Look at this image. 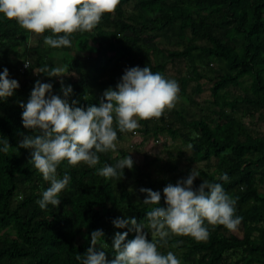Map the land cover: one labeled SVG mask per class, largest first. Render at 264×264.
I'll return each instance as SVG.
<instances>
[{
    "label": "trees",
    "instance_id": "16d2710c",
    "mask_svg": "<svg viewBox=\"0 0 264 264\" xmlns=\"http://www.w3.org/2000/svg\"><path fill=\"white\" fill-rule=\"evenodd\" d=\"M49 34L29 32L0 16V70L7 67L20 85L12 97L0 101V138L11 146L0 153V264H79L76 256L86 252L90 233L97 229L104 232L101 242L111 259L115 232L126 231L116 229L112 220H143L153 206L142 203L145 194L139 189L162 192L177 181L159 175L177 171L179 162L171 157L139 165L131 156L134 166L125 168L122 177L99 176L97 169L105 163L129 155L117 147L100 154L94 168L62 162L58 174L67 172L70 183L58 206L40 209L35 201L48 183L29 163L30 151L18 147L24 135L35 134L23 127L19 106L27 102L35 81L52 83L53 94L62 95V79L73 88L69 101L86 108L99 105L104 90L115 88L126 67L149 66L167 76V60L187 63L189 74L180 80L182 98L188 100L191 81L198 82L199 92L201 78L210 83L211 116L188 119L172 109V119L168 111L158 119L141 120L135 131L180 135L189 162L201 173L194 186L203 178L221 182L236 199L242 221L234 231L208 225L203 241L173 235L161 251H173L181 264H264V137L242 120L249 115L264 121V0H120L92 31L73 33L71 47L45 46L43 36ZM57 58L62 77L39 71L57 67ZM24 61L31 67L23 69ZM212 64L220 68L212 76L205 74V67L214 72ZM237 88L242 92L233 96L230 90ZM123 135L118 133V139ZM185 154L180 151L179 157ZM225 172L229 182L218 181ZM160 203L164 206L163 195ZM133 237L130 233L128 238Z\"/></svg>",
    "mask_w": 264,
    "mask_h": 264
},
{
    "label": "clouds",
    "instance_id": "9594fccd",
    "mask_svg": "<svg viewBox=\"0 0 264 264\" xmlns=\"http://www.w3.org/2000/svg\"><path fill=\"white\" fill-rule=\"evenodd\" d=\"M120 0H0V16L14 20L25 30L49 35L43 36L45 46L71 47V35L90 32L105 13L115 10ZM24 67L30 66L24 61ZM48 77L60 78L64 68L39 69ZM35 73H37L34 70ZM62 95L53 94V84L35 81L27 102H21V123L34 135H24L18 147L30 151L29 163L41 174L48 187L35 202L40 209L58 206L60 194L67 188L71 177L65 172L58 174V167L66 161L70 166L81 162L89 168L100 163V154L115 151L119 143L118 133H134L141 120L160 118L166 109H172L179 99V84L161 72H153L149 66H131L123 70L115 88L104 90L99 105L77 106L69 101L73 94L71 85L61 79ZM19 82L10 76L7 67L0 70V101L14 95ZM7 138H0V153L10 148ZM131 155L115 164L105 163L97 169L104 178L122 177L125 168L132 169ZM201 177L196 167L188 175L168 183L160 190L141 187L145 194L142 203L151 207L143 220L134 217H116L112 224L116 229L111 242V259L107 258L105 238L101 229L90 233L89 247L79 264H181L176 253H164L173 235L189 236L196 241L209 236L208 225H222L234 231L242 217L236 214V199L225 191L221 182L202 179L198 186L194 181ZM218 181L229 182L225 172ZM163 195L164 206H161ZM134 237L129 239V234ZM151 239H148V236ZM176 247V245H173Z\"/></svg>",
    "mask_w": 264,
    "mask_h": 264
},
{
    "label": "rangeland",
    "instance_id": "374dc122",
    "mask_svg": "<svg viewBox=\"0 0 264 264\" xmlns=\"http://www.w3.org/2000/svg\"><path fill=\"white\" fill-rule=\"evenodd\" d=\"M167 76L169 78L175 79L180 88V80L182 77L189 74V69L185 60H176L170 61L167 60ZM55 64L57 66H62L60 59L55 60ZM214 72L212 69H207L206 67L203 68V72L205 74L214 75L215 71L218 70L220 67L216 64H212ZM65 73V72H64ZM63 73V74H64ZM197 83L196 81H191L187 87V94L186 98H182L180 94H178L179 99L175 103V106L172 108L175 111L180 112L183 116L188 119H200L204 116H211V111L209 109L210 104V83L201 78L200 84H202V91L199 92L197 90ZM231 94L233 96L241 93V89H231ZM172 109H166L165 114H168L170 111L171 119L174 117V112L171 111ZM244 123L248 125L253 131H255L258 135L264 137V121L257 118V116L250 117L246 115L242 118ZM177 126L180 128V133H184L186 129L182 128L180 123H177ZM119 143L117 145L118 148L125 149L135 160V162L139 165H143L147 163V161H155L157 157L165 158L171 157L176 159L179 164L177 165V171L174 173H169L167 171L161 172L159 175L171 176L175 180H179L183 177L184 173L188 169H193L194 167L199 169V167L192 165L188 159V148L184 145V142L179 135L176 138H173L169 133H160L159 136L155 137L152 133L144 134L142 131H137L136 134L133 135L129 133H125L122 138L118 139ZM180 151H186V154L183 158L179 157ZM151 163V162H150ZM155 163V162H154ZM157 164L159 162H156ZM216 163V161H214ZM156 165V164H154ZM204 166V165H203ZM154 174H157L154 171Z\"/></svg>",
    "mask_w": 264,
    "mask_h": 264
},
{
    "label": "built area",
    "instance_id": "2783aa9c",
    "mask_svg": "<svg viewBox=\"0 0 264 264\" xmlns=\"http://www.w3.org/2000/svg\"><path fill=\"white\" fill-rule=\"evenodd\" d=\"M23 69H26V68L24 67V65H23ZM136 133H137V132H136V131H134L133 135H134V134H136Z\"/></svg>",
    "mask_w": 264,
    "mask_h": 264
}]
</instances>
